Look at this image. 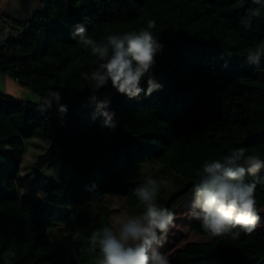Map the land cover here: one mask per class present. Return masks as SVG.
I'll use <instances>...</instances> for the list:
<instances>
[{"label": "trees", "instance_id": "trees-1", "mask_svg": "<svg viewBox=\"0 0 264 264\" xmlns=\"http://www.w3.org/2000/svg\"><path fill=\"white\" fill-rule=\"evenodd\" d=\"M257 8L260 15L253 16ZM149 20L163 45L152 69L161 87L135 98L110 82L93 92L98 59L73 38L75 26L103 42L139 33ZM0 21L12 30L0 41V73L45 99L58 91L67 106L61 114L56 105L37 107L0 93V176L10 139L49 140L54 176L79 206L65 225L50 228L16 198L0 199V264H100L90 237L100 228L115 230L105 197L123 196L127 211L142 214L129 179L148 163L184 180L170 178L178 184L162 202L174 213L193 197L205 162L240 148L245 157L264 160V55L258 64L247 60L264 50V7L253 0H41L30 19L3 13ZM141 88L146 91V78ZM105 99L114 127L97 112ZM244 179L256 185V209L264 208V169ZM190 230L209 237L196 219ZM168 258L170 264H264V231L191 242Z\"/></svg>", "mask_w": 264, "mask_h": 264}, {"label": "clouds", "instance_id": "clouds-1", "mask_svg": "<svg viewBox=\"0 0 264 264\" xmlns=\"http://www.w3.org/2000/svg\"><path fill=\"white\" fill-rule=\"evenodd\" d=\"M264 7V0H253ZM253 16L260 15L259 8L252 10ZM155 21L149 20L146 29L139 33L126 32L123 35H109L105 41L97 42L87 35L83 25L75 26L73 38L98 59V65L92 73L93 92L106 86L121 95L135 98L144 91L151 95L161 85L152 75L155 56L163 45L152 35L150 29ZM264 50L250 52L249 63L258 64ZM146 78V91L141 83ZM51 99L45 106H57L58 112L65 114L67 106L60 103L61 93L49 92ZM97 99L95 95L91 97ZM109 101L97 104V112L105 117V126L111 124L112 115L103 111ZM264 169V160L258 156L245 157L244 149H234L222 159L207 161L197 173L198 181L192 187L193 199L189 217L200 221L203 230L210 238L231 236L238 239L241 232L251 234L261 217L256 209L255 183L246 182V175H257ZM156 179L148 178L135 189V195L143 205L142 214L129 217L120 222L116 229L100 228L90 237L93 250L99 247L100 264H170L168 255L159 251L165 242L169 227L175 219L168 208L159 207L156 196L159 191Z\"/></svg>", "mask_w": 264, "mask_h": 264}, {"label": "rangeland", "instance_id": "rangeland-1", "mask_svg": "<svg viewBox=\"0 0 264 264\" xmlns=\"http://www.w3.org/2000/svg\"><path fill=\"white\" fill-rule=\"evenodd\" d=\"M40 1L33 0L36 9ZM12 4V0H0V15L8 12ZM1 27L0 21V41L10 38L11 28L5 30ZM0 93L21 99L37 107H46V101L49 100L23 86L14 77L3 73H0ZM24 140L26 139L13 138L8 142V159L3 174L0 176V199L16 198L25 207L40 213L45 218L48 227L63 226L76 213L78 205L67 194L66 183L58 181L54 176L52 160L46 157L51 141L39 138ZM173 176L181 183L184 182L177 175H172L167 166L148 163L140 171L135 172L129 182L135 193L136 186L132 183L138 180L143 181L137 183L141 186L148 178L156 179L160 185L156 203L161 207L162 202H165L173 193L172 187L178 184L170 179ZM192 199L193 197L184 201L174 212L173 224L168 229L163 247L159 249L162 253L169 255L188 243L209 241V238L200 239L202 236L190 230V224L195 220L188 215ZM105 200L108 201L105 205L111 209L110 219L115 229L123 220L135 216L131 211H127L125 197L108 195ZM257 211L261 219L256 230L262 232L264 231V208L257 209Z\"/></svg>", "mask_w": 264, "mask_h": 264}, {"label": "flooded vegetation", "instance_id": "flooded-vegetation-1", "mask_svg": "<svg viewBox=\"0 0 264 264\" xmlns=\"http://www.w3.org/2000/svg\"><path fill=\"white\" fill-rule=\"evenodd\" d=\"M13 4L7 13V16L14 21H23L30 19L35 9L33 0H12Z\"/></svg>", "mask_w": 264, "mask_h": 264}, {"label": "crops", "instance_id": "crops-1", "mask_svg": "<svg viewBox=\"0 0 264 264\" xmlns=\"http://www.w3.org/2000/svg\"><path fill=\"white\" fill-rule=\"evenodd\" d=\"M189 199H190V198H189ZM28 208H29V207H28ZM30 209H31V208H30ZM78 209H79V206H78ZM77 211H78V210H77ZM77 211H76V213H77ZM76 213H75V214H76ZM75 214H74V215H75ZM74 215H73V216H74ZM73 216H72V217H73ZM56 227H58V226H56ZM52 228H54V227H52ZM200 236H202V235H200ZM202 238H203V239H204V238H205V239L209 238V241L211 240V238L208 237V236H202L200 239H202ZM201 242H207V241H201Z\"/></svg>", "mask_w": 264, "mask_h": 264}, {"label": "water", "instance_id": "water-1", "mask_svg": "<svg viewBox=\"0 0 264 264\" xmlns=\"http://www.w3.org/2000/svg\"><path fill=\"white\" fill-rule=\"evenodd\" d=\"M16 1H17V0H15V2H16ZM33 8L36 9V5H35V4L33 5Z\"/></svg>", "mask_w": 264, "mask_h": 264}]
</instances>
